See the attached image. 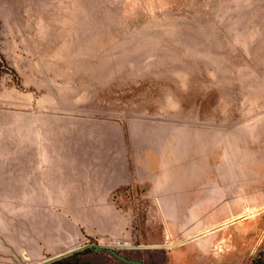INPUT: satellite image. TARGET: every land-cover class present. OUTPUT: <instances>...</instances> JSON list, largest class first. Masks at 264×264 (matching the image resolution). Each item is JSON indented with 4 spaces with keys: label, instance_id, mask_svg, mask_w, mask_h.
I'll return each instance as SVG.
<instances>
[{
    "label": "rangeland",
    "instance_id": "rangeland-1",
    "mask_svg": "<svg viewBox=\"0 0 264 264\" xmlns=\"http://www.w3.org/2000/svg\"><path fill=\"white\" fill-rule=\"evenodd\" d=\"M22 83L76 123L149 132L169 194L133 198L131 243L71 250H42L0 204V264L264 258V0H0V96Z\"/></svg>",
    "mask_w": 264,
    "mask_h": 264
},
{
    "label": "crops",
    "instance_id": "crops-1",
    "mask_svg": "<svg viewBox=\"0 0 264 264\" xmlns=\"http://www.w3.org/2000/svg\"><path fill=\"white\" fill-rule=\"evenodd\" d=\"M22 84L19 97L0 96L4 216L24 221L28 230L19 234H42L36 242L44 251L76 249L90 240L131 243L133 198L141 191L155 203L169 194V185L154 179L153 137L125 131L118 121L76 123L74 115L60 112L51 89L36 94L38 85ZM240 211V203L230 206L223 235L244 217Z\"/></svg>",
    "mask_w": 264,
    "mask_h": 264
},
{
    "label": "water",
    "instance_id": "water-1",
    "mask_svg": "<svg viewBox=\"0 0 264 264\" xmlns=\"http://www.w3.org/2000/svg\"><path fill=\"white\" fill-rule=\"evenodd\" d=\"M112 254H114L118 259L124 261V262H127V263H130V264H146L140 260H133V259H128V258H125L124 256L122 255H119L117 254L115 251L113 250H110L108 249Z\"/></svg>",
    "mask_w": 264,
    "mask_h": 264
},
{
    "label": "trees",
    "instance_id": "trees-1",
    "mask_svg": "<svg viewBox=\"0 0 264 264\" xmlns=\"http://www.w3.org/2000/svg\"><path fill=\"white\" fill-rule=\"evenodd\" d=\"M253 264H264V258H256V259H254Z\"/></svg>",
    "mask_w": 264,
    "mask_h": 264
}]
</instances>
